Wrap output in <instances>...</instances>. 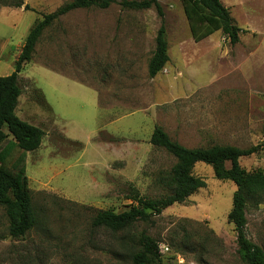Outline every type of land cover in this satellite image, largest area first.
Wrapping results in <instances>:
<instances>
[{"label": "rangeland", "instance_id": "374dc122", "mask_svg": "<svg viewBox=\"0 0 264 264\" xmlns=\"http://www.w3.org/2000/svg\"><path fill=\"white\" fill-rule=\"evenodd\" d=\"M23 1L15 9L14 0H0V76L14 72L16 46L31 25L71 0ZM125 1L60 17L21 73L43 91L52 114L22 77L19 113L51 135L35 152L15 148L12 139L0 149L10 170L26 168L38 218L24 238H12L0 206V264H132L142 232L158 242L163 264H245L228 222L237 186L204 163L194 174L206 187L153 223L113 232L92 221L100 210H129L132 188L150 199L166 194L159 180L176 159L150 144L156 126L188 148L264 144V0H221L245 31L234 46L222 31L196 42L182 0H160L170 60L154 78L148 65L161 19L154 7L130 10ZM54 71L87 85L73 86ZM53 120L82 149L65 142ZM241 165L264 171V152ZM247 219L248 237L264 247V202L250 204Z\"/></svg>", "mask_w": 264, "mask_h": 264}, {"label": "trees", "instance_id": "16d2710c", "mask_svg": "<svg viewBox=\"0 0 264 264\" xmlns=\"http://www.w3.org/2000/svg\"><path fill=\"white\" fill-rule=\"evenodd\" d=\"M113 0H71L60 6L55 12L43 15V18L28 34L21 53L16 61L15 71L7 76H0V149L13 140V146L26 152L40 149L47 133L17 115L19 100L24 93L21 72L24 65L31 62L44 31L60 17L76 9L100 7L108 8ZM192 37L196 42L208 38L217 31L229 40L232 46L240 40V33L245 32L235 23L230 10L221 0H182ZM23 0H14L10 6L21 8ZM130 10H149L155 8L161 19V26L155 39V49L148 65L151 78L157 76L170 60L167 30L164 24V10L160 0H130L121 3ZM30 10L28 5L25 6ZM32 98L41 107L51 111L43 92L33 86ZM104 131L99 133V136ZM113 140V137H109ZM75 144L77 150L82 144ZM153 147L165 150L176 159L172 169L161 176L159 182L166 191L162 197L150 199L141 196L132 188L129 199L131 208L117 213L111 209L100 210L94 216L92 225L103 227L113 232L128 230L138 222L153 223L164 210L182 204L198 190L206 187L205 179L194 174L197 163H204L213 168L218 180H227L236 184L232 209L228 222L234 226L237 236L238 255L245 264H264V247L253 242L247 235V211L249 205L264 202V171H247L241 165V159L264 152V144L242 149L232 145H213L206 148H188L174 141L161 126H156L150 139ZM7 154L0 157V206H3L8 219V234L12 238H24L38 223L33 205L29 178L26 168L10 170L6 165ZM135 249L130 253L132 264H163L158 242L147 232H142L134 240Z\"/></svg>", "mask_w": 264, "mask_h": 264}, {"label": "crops", "instance_id": "0c3cea01", "mask_svg": "<svg viewBox=\"0 0 264 264\" xmlns=\"http://www.w3.org/2000/svg\"><path fill=\"white\" fill-rule=\"evenodd\" d=\"M25 3V2H24ZM14 7V6H13ZM15 9H17V7H14ZM17 11V10H16ZM16 11H13V12H16ZM24 14V13H23ZM43 17H40V18H38L32 25H31V28H30V30H29V32H28V34L30 33V31L36 26V24L42 19ZM28 34H27V36H28ZM27 36H26V38H27ZM26 38L22 41V42H20L17 46H16V51H17V53L15 54V56H14V59H15V66H16V61H17V59H18V57H19V55H20V53H21V50H22V48H23V46H24V44H25V41H26ZM35 54V53H34ZM32 61H33V58H32ZM30 63V62H29ZM29 63H27V64H29ZM27 64H25L24 65V67L27 65ZM40 66V65H39ZM42 67H44V66H42ZM44 68H46V69H49V68H47V67H44ZM24 69V68H23ZM49 70H51V69H49ZM15 71V70H14ZM23 71V70H22ZM51 71H53V70H51ZM55 73H57V74H60V76H63V78L65 79V81H67V82H70V80L71 81H73V86H83V85H87V84H85V83H83V82H81V81H78V80H74V79H72V78H70V77H68V76H66V75H64V74H61V73H58V72H56V71H54ZM22 73V72H21ZM7 75H10V74H7ZM7 75H5V76H7ZM20 76L22 77V78H28V79H30L32 82H33V78L31 79L30 77H26V76H24V75H22V74H20ZM66 84V83H65ZM33 86L35 87V85H34V82H33ZM38 89H40V88H38ZM41 90V89H40ZM42 91V90H41ZM43 92V91H42ZM98 92V91H97ZM24 94V93H23ZM23 94H22V96H23ZM44 94V93H43ZM22 96L20 97V100H19V104H20V101H21V98H22ZM45 96V95H44ZM98 96H99V92H98ZM46 99V98H45ZM31 110H33V106L31 107H29ZM30 110V111H31ZM51 112V111H50ZM51 114H52V112H51ZM17 115L21 118V119H23V120H25L21 115H20V113H19V105H18V107H17ZM35 115H37V111H35ZM25 121H27V120H25ZM27 122H29V123H31V124H33V125H35L36 123H32L31 121H27ZM53 125H54V127L53 128H55L56 127V129H58L59 130V128H58V126L54 123V120H53V123H52ZM35 126H38V127H41L42 128V126L40 125V124H36ZM43 129V128H42ZM44 130V129H43ZM54 130V129H53ZM45 131V130H44ZM59 132L62 134V136H64V133L61 131V130H59ZM47 135L48 136H50L51 135V133H50V131L49 132H47ZM112 136V135H111ZM113 137H115V136H113ZM116 138V137H115ZM69 140V139H68ZM5 154V153H4ZM4 156V155H3Z\"/></svg>", "mask_w": 264, "mask_h": 264}]
</instances>
